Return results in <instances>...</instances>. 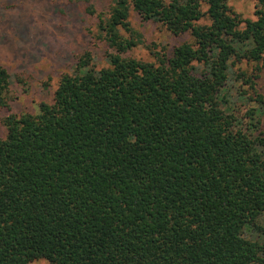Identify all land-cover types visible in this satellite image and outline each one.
I'll use <instances>...</instances> for the list:
<instances>
[{
	"label": "trees",
	"instance_id": "1",
	"mask_svg": "<svg viewBox=\"0 0 264 264\" xmlns=\"http://www.w3.org/2000/svg\"><path fill=\"white\" fill-rule=\"evenodd\" d=\"M228 1L87 3L106 66L86 49L2 118L0 264H264V0ZM131 11L191 40L131 57ZM14 80L0 63V109Z\"/></svg>",
	"mask_w": 264,
	"mask_h": 264
},
{
	"label": "rangeland",
	"instance_id": "2",
	"mask_svg": "<svg viewBox=\"0 0 264 264\" xmlns=\"http://www.w3.org/2000/svg\"><path fill=\"white\" fill-rule=\"evenodd\" d=\"M87 3L97 11H106L111 0H1L0 63L17 81L10 85L9 110L0 109V137L5 134L2 118L8 112L34 113L41 101L50 102L60 75L71 69L77 54L90 49L97 67L106 66L100 43L87 40L88 29L95 23V18L85 12ZM228 3L242 18H254V0ZM130 21L144 40L128 52L136 59L153 61L151 49L164 47L168 52L172 46L191 40L188 33L173 35L157 23L142 21L133 11ZM254 87L264 95V70L254 80ZM242 89L250 94L248 85ZM233 91L236 93V88ZM27 264L50 263L41 258Z\"/></svg>",
	"mask_w": 264,
	"mask_h": 264
}]
</instances>
